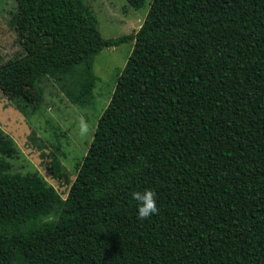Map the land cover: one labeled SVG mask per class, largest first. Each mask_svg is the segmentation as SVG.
Listing matches in <instances>:
<instances>
[{"label": "trees", "instance_id": "obj_1", "mask_svg": "<svg viewBox=\"0 0 264 264\" xmlns=\"http://www.w3.org/2000/svg\"><path fill=\"white\" fill-rule=\"evenodd\" d=\"M14 1L0 91L25 115L46 75L88 104L92 57L132 48L64 198L0 129V264H264V0H126L143 22L113 38L82 0Z\"/></svg>", "mask_w": 264, "mask_h": 264}, {"label": "rangeland", "instance_id": "obj_2", "mask_svg": "<svg viewBox=\"0 0 264 264\" xmlns=\"http://www.w3.org/2000/svg\"><path fill=\"white\" fill-rule=\"evenodd\" d=\"M94 15L103 38L135 32L143 22L147 3L138 9L126 0H82ZM15 10L14 0H0V64L20 52L17 34L8 20ZM132 41L101 49L91 60L94 77L89 89L91 101L73 103L51 76L42 77L40 107L30 115L19 112L0 91V129L14 142L17 152L9 158L10 172H36L64 198L74 180L77 162L85 154L97 119L112 93L117 71L124 65ZM74 75L77 70L72 66ZM88 131L81 133V124ZM57 161V178L51 175Z\"/></svg>", "mask_w": 264, "mask_h": 264}, {"label": "clouds", "instance_id": "obj_3", "mask_svg": "<svg viewBox=\"0 0 264 264\" xmlns=\"http://www.w3.org/2000/svg\"><path fill=\"white\" fill-rule=\"evenodd\" d=\"M88 131L87 125L81 124V133ZM132 197L137 201V216L138 219L144 220L158 212L156 203V193L151 189H145L143 192L135 191Z\"/></svg>", "mask_w": 264, "mask_h": 264}]
</instances>
